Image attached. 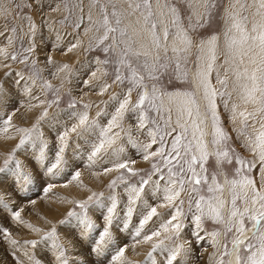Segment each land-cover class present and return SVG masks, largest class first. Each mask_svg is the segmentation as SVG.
Wrapping results in <instances>:
<instances>
[{"label":"rangeland","instance_id":"374dc122","mask_svg":"<svg viewBox=\"0 0 264 264\" xmlns=\"http://www.w3.org/2000/svg\"><path fill=\"white\" fill-rule=\"evenodd\" d=\"M229 1L214 0L215 7L211 9V17L206 18L208 23L205 27L190 32L197 44L201 39H206L213 34L221 36L222 49L211 73L212 83L220 91H224V88L217 83V72L222 67V73L219 72V74L223 78L228 67L224 63H219L220 66L218 64L219 61L222 62L225 59L222 46L223 33L229 24L226 9H231L235 0ZM167 2L175 3L180 8L184 25L188 27L190 23L188 17L192 15V12L188 9L185 0H167ZM245 2L250 5V0H241V3ZM152 3L154 10H156L157 0H152ZM164 3L165 0H160L161 5ZM113 4L116 5L117 10L124 13L121 26L135 24L139 13L129 15L131 10L128 9V0H98V2L97 0H0V84H3L7 93V103L0 104V168L4 167V159L15 150V160H18L24 171L30 173L32 177L31 183L19 177L15 163H11L8 170L0 173V198L8 205V207H4V204L0 203V264H36L37 261L40 264H60L57 259L58 253L53 248L52 241L41 239L53 227L56 229L59 242L66 249L65 258L68 264H81V262L83 264H110L112 256L119 248L125 246V264H128V262H131V264H166L169 249L181 243L184 244V249L174 264H218L221 258H223L224 264H228L229 255H224L225 245L230 251L234 233L226 232L224 224L205 216L202 217V226L199 230V235L203 239L198 240L196 235L193 234L197 231L193 222L195 209L193 207L192 211L188 210L189 197L194 194L188 191L181 195V199L184 200V216L181 218L184 226L178 236L173 235L171 239L164 240L165 236L170 235V233H164L161 226L173 214V209L170 206L157 207L159 215L149 220L140 231V235H136L140 220L147 214L149 206H158L165 203L162 191L165 181H159L161 191L156 194H152L151 185L146 187L144 196L134 205L135 210L132 217L127 218L126 208L129 194L121 195L115 190L124 188V186L128 188L132 184L138 185L140 176H146L152 172V165L159 163V158L146 161L143 159L140 149H133L127 161L134 160L135 164H130V166L140 170L139 175L133 176L125 170L114 168L113 158L115 153L112 146L125 150L128 143L134 146L129 138L124 140L127 138L125 135L128 132L131 133V138L137 143L141 140L142 142L147 141V144L150 142L149 129L155 127L152 121L154 120L161 127L164 125L163 113L157 115L146 104L145 111L149 120L144 128L139 127L138 117L140 113L139 111L133 112L132 105L138 100L142 89H133L129 111L119 121L120 126L113 129L118 133L123 131V136L119 133L123 138L121 140L119 135L115 144L110 147L105 146L106 159L101 160L103 157L101 159L98 157L96 162L89 161L93 146L99 141V138L98 140H92V137L95 136L92 133L93 129L87 132L88 135L84 133L81 136L69 132L68 144L63 153V161L57 169H54L55 174L47 171L48 167L56 160V153L60 147L58 136L74 125L73 123L67 124V121H71V119L78 121L77 112H87L89 122L95 120L98 123L100 117L108 112L99 111L104 107H107L108 110L111 107L114 110L108 112L111 113L112 117L116 112L114 108L119 105L125 98L127 90L132 87L127 79L123 83L115 80L118 68L125 76L128 75L127 69L120 67L118 64L120 49L116 47L114 50L105 53L103 48L111 41H106L105 45L98 44V38L104 31L101 27L102 6H107L111 13ZM248 8L242 12V15L248 17L250 26V17L253 11H256V5L252 6L251 12H247L249 11ZM200 11L202 12L203 9L201 8ZM89 15H91V20H89ZM255 17L256 20L259 19L258 16ZM110 19L114 20L111 16ZM191 22H195L194 17ZM32 24L36 25L34 36L30 31ZM112 35L120 39L119 33H113ZM144 42L147 43V38ZM170 44L171 37L169 38ZM72 45H76V47L73 48ZM137 47H139V44H137ZM30 48L32 49L31 52L28 51ZM69 48H71V51L68 50ZM198 55L199 52L195 46L186 54L183 66L188 72V78L186 80L178 79L174 71L175 57L169 50L167 57L172 58L173 63L170 64L167 71L163 72L158 81L149 80L145 76V83L150 86L155 84L163 92L193 91L195 88L194 81H192V71L196 72ZM13 56H15V59H12ZM160 56L161 62H166L163 52L160 53ZM26 57L27 59H25ZM49 57H51V61H49ZM94 60L97 61V67L99 68L94 70L96 75L92 76L91 61ZM65 64L69 67L63 69ZM78 69L82 76H77ZM6 73H10V75H6ZM21 75L23 80H20ZM100 76L105 81H99ZM228 76L227 91L231 93V99L228 96L217 97L219 115L223 127L231 136L228 147L234 148L246 160L255 162V167L250 175L255 179L256 186L259 188L261 184H264V176L260 171L262 163L259 161L257 154L244 146V135L237 131L244 127L241 118L237 116L235 122L231 118V105L233 103L240 104L241 109L245 106L240 101L238 92L234 90V76L231 72H228ZM70 79H77V82L70 81ZM17 80H20L19 84L16 83ZM85 81H88V83H85ZM47 82L51 83L50 88L46 86ZM105 85L110 87L101 92ZM73 90L80 97L79 99L73 94ZM84 93L88 97H93L92 103L96 102L98 108H95V106L92 108L88 104L90 99L83 98ZM114 96L115 99H113ZM225 101L228 103L227 108H225ZM246 107L249 111H252L251 105ZM45 109H47L48 115L40 120L39 118ZM63 109L69 111V113L63 115V119L54 118L57 117L58 112L56 111H62ZM13 112H15L12 115L11 124L13 125L7 131H4L3 121ZM97 113H100V115H97ZM172 119L173 122L176 119L175 111H173ZM38 120V127L43 133V140L48 144L43 160L39 158L41 142L35 137L34 142L28 141L19 149L16 147L24 135L18 129L32 128ZM248 123L249 126L244 129V132L252 134L254 132L252 121L250 120ZM255 127H258V124ZM96 131L100 133L98 129ZM2 134L4 135L2 136ZM83 136L91 140L90 145L84 143L85 137ZM167 141L170 145L171 137H168ZM83 145L86 151L85 155H83L84 152H81L84 148ZM156 147L157 145H153L152 151H155ZM109 156L112 159L109 160ZM160 166L166 176L167 169L162 164ZM207 167L209 179L215 171H222L231 179L238 165L233 160L231 164L225 163L221 169H217L215 158L210 157ZM107 168H113L114 172H105ZM77 171L80 172V177L79 179H73ZM121 174L124 176V182L117 179ZM152 179L159 180V174L153 175ZM220 179L223 182V177H220ZM113 180L117 181L116 186L109 187ZM49 184L53 187L50 191L45 192V188ZM226 189L229 192L227 200L230 201L232 194L228 188ZM93 193H103V196L100 197L101 203H90L88 209L92 205L91 210L87 209L88 216L97 227L91 232H85L79 220L75 217L68 218V213L73 210L77 213L81 212L76 202L87 200ZM202 194H207L206 189ZM112 196L117 198L119 205L116 208L113 223L110 227L113 242H109L104 246L102 255H97L93 248L105 226L103 217L107 215V208L111 206L110 197ZM224 196L225 191L223 198ZM145 200L147 205L144 203ZM238 204L243 207L242 202H238ZM15 211H20L19 220L13 216ZM225 211V218H227V207ZM65 219H70L71 223L61 224L60 222ZM29 224L32 227H29ZM246 226L249 229L251 227L250 222L246 221ZM36 228L41 229V231H35ZM4 229H7L10 234L7 237ZM158 230L161 231V236L153 237L152 240L147 241L144 239L145 236ZM213 232L220 233L216 237L215 243L210 235ZM82 233L84 234L82 235ZM13 240L17 243L13 244ZM31 240L39 241V243L33 247L26 243V241ZM159 240H164L166 247L156 249L153 253L154 260L148 261V253L152 251L153 246ZM240 255H245L243 248H241Z\"/></svg>","mask_w":264,"mask_h":264},{"label":"snow or ice","instance_id":"6c2138e0","mask_svg":"<svg viewBox=\"0 0 264 264\" xmlns=\"http://www.w3.org/2000/svg\"><path fill=\"white\" fill-rule=\"evenodd\" d=\"M185 2L192 12V15L188 17L190 21L188 27L184 25L180 8L175 3H168L167 0L163 5L160 4V0H157L156 10L153 8L152 0H128V9L131 10L129 15L139 13V16H137L134 25L124 26H121L124 13L117 10L115 4L112 5L111 13L107 6H102L101 27L104 31L98 38V44L105 45L106 41H111L104 46L103 51L105 53L114 50L116 47L120 49L118 64L120 67L127 69L128 75L125 76L118 68L115 80L123 83L127 79L132 87L127 90L125 98L119 103V107L112 115L107 126L100 129L99 143L94 145L89 161L91 162L102 149H105L106 145L110 147L119 138V133H113V129L120 126L119 121L129 111L133 89H142L138 100L132 105V111H139L140 113L138 117L139 127L144 128L149 120L145 111L146 104L157 115L163 113L164 125L161 127L154 120L152 121L155 127L149 129L150 142L147 144H138L129 135L130 142L142 151L144 160L159 158V163L152 165V172L146 176H140L138 185L132 184L126 189L129 194L126 208L127 218L132 217L135 210L134 205L144 196L146 187L151 185L152 194L161 191L159 184L161 180L165 181V186L162 189L165 203L158 206H149L147 214L140 220L136 235H140V231L149 220L159 215L157 207L170 206L173 209V214L161 226L164 233H170V235L165 236L164 240L171 239L173 235L178 236L184 226L181 219L184 216V200L181 199V195L188 191L194 194L189 197L188 210L192 211L193 207L195 209L193 221L197 231L193 234L196 235L198 240L203 239L199 235V230L202 226V217L206 216L224 224L226 232L234 233L232 249L229 251L227 245H225L224 255L235 254L236 264H264V184H261L258 188L255 179L250 175L255 167V162L246 160L234 148L228 147L231 136L223 127L218 111L219 105L217 104L218 96H228L231 99V93L227 91L228 72H231L235 78L234 90L238 92L239 99L245 106L241 109L240 104L233 103L231 105V118L233 122L236 121L237 116L241 118L244 127L237 131L244 135V146L258 155V159L262 163L260 171L264 176V0H254L256 5L255 15L259 19H254L250 27L248 17L242 15V12L248 8L246 2L241 3V0H235L231 9H226L229 24L223 33V49L225 64L228 67L223 78L217 72V83L224 88V91L218 90L211 80V73L221 50V36L213 34L206 39H201L197 44L190 35V32L195 31L197 28H203L208 23L206 18L211 17V9L215 7L214 0H185ZM201 8L203 9L202 12L200 11ZM110 16L114 20L110 19ZM193 17L195 18L194 23L191 22ZM89 20H91V15H89ZM35 29L36 25L32 24L30 31L33 36L35 35ZM113 33H119L120 39L112 35ZM170 37L171 44L169 45ZM145 38H147V43L144 42ZM137 44H139V47H137ZM194 46L198 49L199 55L193 77L196 85L193 91L163 92L155 84L150 86L145 83V76L149 80L158 81L163 72L167 71L170 64L173 63L172 58L167 57L169 50L175 57L174 71L177 78L186 80L188 72L183 63L186 60V54ZM72 47L74 48L76 45H72ZM68 50L71 51V48ZM28 51L31 52L32 49L30 48ZM161 52L165 54L166 62H161ZM12 59H15V56ZM49 61H51V57H49ZM68 67L65 64L63 69ZM6 75H10V73H6ZM95 75L96 73L93 72L92 76ZM20 80H23L22 75ZM20 80H17L16 83L19 84ZM85 83H88V81H85ZM46 86L50 88L52 85L47 82ZM108 87L110 86L105 85L101 92L106 91ZM115 98L114 96L113 99ZM4 103H7V93L3 84H0V104ZM248 105L252 106V111L248 110L246 107ZM227 107L228 103L225 101V108ZM173 111L176 115L174 122L172 119ZM14 114L15 112L8 115L3 121L4 131L12 126V115ZM47 115L48 111L45 109L39 119L43 120ZM97 115H100V113H97ZM250 120L254 127L252 134L244 132V129L249 126L248 122ZM209 121L211 123L210 130ZM38 124L39 120L32 128L18 129L24 135L16 147L19 149L28 141L34 142L35 137L41 142L39 158L43 160L48 144L43 140V133L40 131ZM257 124L258 127H255ZM94 126H98L97 122L95 120L89 122L87 112L79 114L78 123L58 136L60 147L56 153V160L48 167L47 171L55 174L54 169H57L63 161V153L68 144L69 132L81 136L90 132ZM168 137H171L170 145L167 141ZM153 145H157L155 151H152ZM115 151L119 154L124 149L119 148ZM210 157L215 158L217 169H221L225 163L231 164L235 160L238 167L235 168L233 177L229 179L222 171H215L209 179L207 164ZM11 163H15L19 177L29 183L32 182L31 174L26 173L20 162L15 160V150L4 159V167L0 168V173L8 170ZM130 164L134 165L135 161L125 160L116 163L114 168L125 170L133 176L139 175L140 170L131 167ZM160 164L167 169L166 176ZM111 171H113V168L105 169V172ZM155 174H159V180L152 179ZM79 177L80 172L77 171L73 179H79ZM220 177H223V182H221ZM117 179L124 182L123 174ZM116 184L117 181L113 180L109 187H115ZM52 187L51 184L47 185L45 192L50 191ZM226 188L232 194L230 201L223 198ZM205 189L207 194H202ZM102 196L103 193H93L87 200L77 201L76 203L79 205L81 212L70 211L68 218H77L83 225L85 232H91L97 225L87 214L88 205L90 203H101L100 197ZM110 199L112 201L111 206L107 208V215L103 217L105 226L93 248L97 255H102L104 246L109 242H113L110 227L113 223L118 200L115 196L110 197ZM238 202H242L243 207H240ZM0 203H3L4 207H8L2 198H0ZM144 203L147 205L146 200ZM226 207L228 208L227 218H225ZM13 216L19 220L20 211L13 212ZM246 221L251 224V236L247 235L249 229L246 226ZM60 223L68 224L71 223V220L65 219ZM28 226L32 227L31 224ZM35 231L39 232L41 229L36 228ZM4 232L6 237L10 235L7 229H4ZM219 234V232L210 234L214 243ZM159 236H161V231L158 230L145 236L144 239L147 241ZM41 239L51 240L53 248L58 253L57 259L60 264H68L65 258L66 249L59 242L55 227ZM164 240H159L153 246L152 251L148 253V261L154 260L153 253L156 249L166 247ZM12 243L17 242L13 240ZM26 243L35 247L39 241L31 240L26 241ZM241 248H243L245 255H240ZM183 249L184 244L182 243L171 247L166 258V264H174ZM125 251L126 246L119 248L112 256L110 264H117V262L118 264H125ZM36 264H40V262L37 261ZM128 264H131V262H128ZM218 264H224L223 258L220 259ZM229 264H231V261H229Z\"/></svg>","mask_w":264,"mask_h":264},{"label":"crops","instance_id":"0c3cea01","mask_svg":"<svg viewBox=\"0 0 264 264\" xmlns=\"http://www.w3.org/2000/svg\"><path fill=\"white\" fill-rule=\"evenodd\" d=\"M64 57V56H63ZM97 61H99L98 59H97ZM97 61L96 60H94V61H91L92 62V69H91V73H93L94 72V70H96L97 68H99V67H97ZM103 71V70H102ZM101 75H102V73H100ZM99 74V75H100ZM71 76V75H70ZM77 76H82V74L80 73V70L78 69V71H77ZM57 80V79H56ZM70 81H75V82H77V79H70ZM99 81H105L104 79H103V77H101L100 76V79H99ZM90 86V85H89ZM73 89V88H72ZM99 91V90H98ZM73 94L76 96V98H80V97H78L77 96V94H76V92H75V90H73ZM84 95L85 96H83V98H89L90 99V102H88V104H90V106H92V108H93V106H95V108H98V106H97V103L95 102V103H92V101H93V97L92 96H90V97H88V95H86L85 93H84ZM31 97V96H30ZM101 97V96H100ZM34 98V97H33ZM82 98V99H83ZM99 101V100H98ZM97 101V102H98ZM89 106V107H90ZM113 107V106H112ZM119 107V105L118 106H116L114 109H117ZM69 109V108H68ZM71 109V108H70ZM92 110V109H91ZM96 110V109H95ZM94 110V111H95ZM110 110H111V112L112 111H114V110H112L111 109V107H110ZM110 110H108L107 109V107H104V108H102L101 110H99V111H110ZM98 111V112H99ZM56 112H58L56 115H57V117H54V118H61V119H63V115H65V114H67V113H69V111H67V110H65V109H63L62 111H56ZM105 113V114H103V116L102 117H100V119L98 120V123H97V125L98 126H94L93 127V130H92V133H93V135H95V136H93L92 137V140H94V139H96V140H98V138H100V133L98 132V131H96V129H98L99 131H100V129L102 128V127H106L107 126V124H108V122L111 120V113ZM79 114H81L80 112L78 113L77 112V116L79 117ZM91 114H93V113H91ZM88 117H89V115H88ZM17 120V119H16ZM55 122V121H54ZM78 121L77 120H74V119H71V121H67V124H76ZM14 123H15V121H14ZM13 125V124H12ZM130 129V128H129ZM117 131L116 130H113V133H116ZM120 134H122V136H123V131L122 132H119ZM119 134V135H120ZM131 133L130 132H128V134H126L125 136H127V138L126 139H124V140H128V138H129V135H130ZM4 134H2V136H3ZM86 135H88V133H86ZM90 135V134H89ZM97 135V136H96ZM91 136V135H90ZM121 136V135H120ZM121 136V140H122V137ZM83 137H85V136H83ZM82 140H84L83 138H82ZM95 140V141H96ZM126 142V141H125ZM146 142L147 141H144V142H142L141 140L139 141V143L138 144H146ZM84 143H86V144H89V143H91V140L90 139H88V138H86L85 137V140H84ZM99 143V141L96 143V145ZM115 144V143H114ZM90 145V144H89ZM83 147H84V145H83ZM94 147V146H93ZM118 147V146H117ZM112 148H113V152L115 153L114 154V160H113V162H115V163H113V164H116V163H120V162H123V161H125V159L127 160L128 159V157L130 156V152L132 151L133 152V149H139V148H137V147H134V146H132L130 143H128V147H127V149L125 150L124 149V151L123 152H121V153H119V154H117V152L115 151L116 150V147L115 146H112ZM105 151L106 150H104V149H102L101 150V152L96 156V157H94L93 158V161L94 162H96L97 161V158L99 157V159H101V157H103V159H101V160H104V159H106V157H107V155L105 154ZM141 151V150H140ZM81 152H84L83 153V155H85L86 154V151H85V147L83 148V150L81 151ZM142 152V151H141ZM110 159H112V157L111 156H109V160ZM114 172V171H113ZM126 189H127V187L126 186H124V188H121V189H116L115 191L116 192H118V193H120L121 195L122 194H127L128 195V191H126ZM91 206L92 205H90L89 206V209L88 210H91ZM119 206V205H118ZM167 217H169V216H167ZM194 222V221H193ZM137 224V223H136Z\"/></svg>","mask_w":264,"mask_h":264},{"label":"bare ground","instance_id":"6f19581e","mask_svg":"<svg viewBox=\"0 0 264 264\" xmlns=\"http://www.w3.org/2000/svg\"><path fill=\"white\" fill-rule=\"evenodd\" d=\"M253 0H250V5H248L249 6V11H247V12H251L252 11V6L254 5L253 4V2H252ZM229 2H231V0L229 1ZM233 2V1H232ZM235 3V2H234ZM229 4V3H228ZM233 4V3H232ZM230 5V4H229ZM228 7V6H227ZM230 8V7H229ZM256 12V11H255ZM255 12L253 11V13H252V15H251V17H250V26H251V23H252V21L255 19L256 20V15H255ZM249 15V14H248ZM227 20V19H226ZM249 26V27H250ZM225 32V31H224ZM223 46V45H222ZM222 49V48H221ZM220 52H221V50H220ZM222 60V59H221ZM219 63H224L225 64V59H223V61L221 62V61H219L218 62V64ZM219 66H220V64H219ZM220 73H222V67L220 68V70H218ZM224 71V70H223ZM194 74H195V71L193 70L192 71V77H194ZM224 75V74H223ZM192 81H194L193 80V78H192ZM104 84V83H103ZM196 87V85H195V81H194V88ZM197 95H199V93H197ZM211 129V123H210V121H209V130ZM117 149V148H116ZM210 149H211V146H210ZM111 173V172H110ZM109 174V173H108ZM107 174V175H108ZM103 178V177H102ZM81 183V182H80ZM96 185V184H95ZM228 191H227V189H225V196H224V198L227 200L228 199ZM82 195V194H81ZM226 212V211H225ZM247 235H249V236H251V227L249 228V231L247 232ZM231 249H232V246H231ZM231 249H230V251H231ZM229 261H231V264H236V262H235V254H232V255H229V258H228V264H229Z\"/></svg>","mask_w":264,"mask_h":264}]
</instances>
